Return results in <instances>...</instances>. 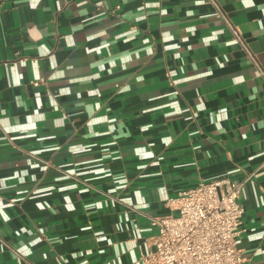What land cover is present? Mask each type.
<instances>
[{
	"label": "crops",
	"instance_id": "crops-1",
	"mask_svg": "<svg viewBox=\"0 0 264 264\" xmlns=\"http://www.w3.org/2000/svg\"><path fill=\"white\" fill-rule=\"evenodd\" d=\"M0 0V264H142L149 217L245 184L264 264V0Z\"/></svg>",
	"mask_w": 264,
	"mask_h": 264
},
{
	"label": "built area",
	"instance_id": "built-area-1",
	"mask_svg": "<svg viewBox=\"0 0 264 264\" xmlns=\"http://www.w3.org/2000/svg\"><path fill=\"white\" fill-rule=\"evenodd\" d=\"M226 25L253 65L263 74L247 43L231 23L217 0H204ZM264 167V161L259 168ZM242 180L226 176L201 181L168 198L164 204L170 213L149 217L156 235L148 239L139 252L142 264H241L243 256L237 248L242 228L244 207L240 202L243 188L253 176Z\"/></svg>",
	"mask_w": 264,
	"mask_h": 264
}]
</instances>
